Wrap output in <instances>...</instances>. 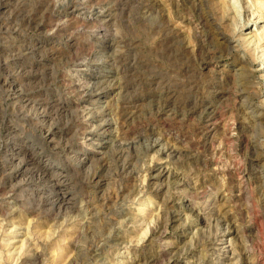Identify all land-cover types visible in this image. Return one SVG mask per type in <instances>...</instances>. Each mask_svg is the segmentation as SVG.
Here are the masks:
<instances>
[{
	"label": "rangeland",
	"instance_id": "1",
	"mask_svg": "<svg viewBox=\"0 0 264 264\" xmlns=\"http://www.w3.org/2000/svg\"><path fill=\"white\" fill-rule=\"evenodd\" d=\"M0 264H264V0H0Z\"/></svg>",
	"mask_w": 264,
	"mask_h": 264
},
{
	"label": "bare ground",
	"instance_id": "2",
	"mask_svg": "<svg viewBox=\"0 0 264 264\" xmlns=\"http://www.w3.org/2000/svg\"><path fill=\"white\" fill-rule=\"evenodd\" d=\"M70 11H71V10H70ZM99 11H100V10H99ZM94 14H95V13H94ZM87 85H89V84H87ZM84 90H85V89H84ZM84 139H85V138H84ZM92 142H93V141H92ZM152 170H153V169H152ZM173 216H174V215H173ZM13 232H14V231H13ZM17 233H18V232H17ZM17 233H16V234H17ZM159 259H160V258H159Z\"/></svg>",
	"mask_w": 264,
	"mask_h": 264
}]
</instances>
